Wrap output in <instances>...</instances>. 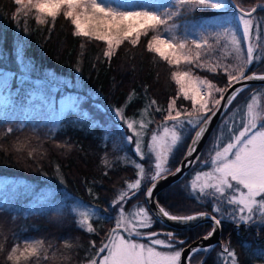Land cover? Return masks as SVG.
<instances>
[{"label":"snow or ice","instance_id":"6c2138e0","mask_svg":"<svg viewBox=\"0 0 264 264\" xmlns=\"http://www.w3.org/2000/svg\"><path fill=\"white\" fill-rule=\"evenodd\" d=\"M13 2L15 8L11 18L21 31H29L27 23L31 19L39 26H47L50 33L57 19L62 18L71 27L72 35L80 38L81 56L88 45L98 42L102 45V57L109 64L122 45H143L146 52L168 66L171 79L178 86L174 94L168 97L166 107L160 106L155 99H146L138 117L137 114L126 115L129 104L138 98L135 93L129 94L123 106L112 108V116L122 142L135 156V159L129 161L136 170L135 179L126 180L114 198L106 201L105 207L88 205L84 211L79 212V219L75 221L77 228L88 234L99 236L95 224L103 220L113 222L98 247L96 240L89 241V247L95 249V255L88 259L87 264H191L197 253H208L215 247L213 243L205 246L200 242L193 247L174 231L150 230L158 221L167 220L177 225H190L197 220L211 221L210 229L200 238L202 241H211L213 236L223 231L226 222L237 228L242 224L250 226L264 222V105L259 104L261 94L250 89L247 83L264 81V72L258 74L248 71L264 55V43L260 42L264 40V27H261L259 21L253 23L256 7L245 10L235 0ZM197 7L223 13L216 22V28H202L198 31V37L191 34L183 20ZM259 7L264 8V5ZM229 8L234 11L229 13ZM233 22L239 25L238 38L235 36L236 30L231 27ZM222 34L233 35V43L238 45L247 42L246 46L237 49L242 63L236 67L210 62L208 59L215 51L213 45L219 43L218 37ZM253 41H257L255 46ZM14 51L17 58L23 60V45L18 43ZM96 59H100V55ZM30 70L28 65L22 69L25 73ZM196 70L225 75L226 85L219 87L208 76L194 74ZM10 80L17 81L14 89L10 87ZM30 82L37 86L41 83L32 81L27 74L17 77L13 72L0 71V119L8 123L9 113L16 114L17 110L27 113L29 106L46 108L52 117V124L44 139L51 141L56 148L72 151V143L56 141L55 136L57 129H62L65 115L80 110L76 98L68 96L62 99L58 110L54 94L59 88L56 86L52 89V96L45 97L29 90L21 98V89ZM246 90L250 93L249 102L237 119V113L231 109ZM155 113L161 114L159 123ZM145 114H150L151 118ZM218 114L222 120L218 125L216 140L207 157L202 158L203 153L199 151L201 142L210 133L213 120ZM92 126H96L95 122ZM14 131L13 127H7L8 134ZM108 139L107 135L103 137L105 145ZM185 139L188 141L186 150L177 158L176 150ZM113 150L121 151L120 145L113 144ZM28 155L31 157L32 152ZM173 159L176 161L174 171L168 166ZM124 160V156L110 160L105 150L101 161L106 169L103 175L108 176L109 171ZM196 164L201 165V170L196 173L187 194L201 205L210 206L211 211L173 214L160 203L158 185L169 176H182L186 169ZM56 172L62 176L59 165L56 166ZM60 183H64L63 179ZM88 191L98 199L92 188ZM7 193V188L0 190V212L11 204ZM140 197H143L144 203H139ZM45 199L47 197L42 196L39 203ZM134 201L137 202L135 205ZM31 207L36 210L35 205ZM72 210L76 211L75 208ZM43 245L41 239L15 243L7 251V264H20L21 257L27 260L37 256L38 249ZM64 246L73 247L69 240L64 241ZM3 250L0 245V251ZM218 255L222 258V264H239L237 253L230 244L221 243ZM200 264H205V261L201 260Z\"/></svg>","mask_w":264,"mask_h":264},{"label":"trees","instance_id":"16d2710c","mask_svg":"<svg viewBox=\"0 0 264 264\" xmlns=\"http://www.w3.org/2000/svg\"><path fill=\"white\" fill-rule=\"evenodd\" d=\"M235 3L249 10L264 4V0H235ZM14 8L13 0H0V71L13 72L17 77L27 74L32 81L41 82L39 86L32 82L25 84L20 92L21 98L29 90L45 97L52 96V89L56 86L59 88L54 94L57 110L60 101L68 96L76 98L80 110L65 115L62 129H57L55 136L56 141H68L74 145L70 152L56 148L51 141L44 139L52 124V117L46 108L29 106L27 113L19 110L16 114L9 113L8 123L0 119V190L7 188L11 200V204L0 212V245L4 249L0 251V264H7V251L15 243L32 239H41L44 245L38 249L37 256L27 260L21 257L20 264H76L81 258L78 249L83 251V248L77 245L65 247L60 231L62 225H68L70 219L74 225L76 223V215L73 214L75 211L69 201L75 196L103 208L106 201L114 198L117 190L124 186L126 180L135 177L136 170L129 163L135 156L128 146L123 145L112 116V108L123 106L130 93H135L138 98L127 107V116H138L139 110L149 98L166 107L168 97L174 94L176 87L166 70L169 69L168 66L158 57L146 52L143 45H140L141 48L122 45L110 64L102 57L101 47L93 44L88 45L81 56L80 38L72 35L71 27L62 18L57 19L50 33L47 26H39L29 19V31L26 33L18 29L11 18ZM211 11L214 12V9ZM233 11L232 8L228 9L229 13ZM206 12V9L197 7L184 18H195ZM219 12L220 15L223 14ZM253 16L264 27V8L258 9ZM234 24L235 22L232 24L235 28ZM18 43L24 47L23 60H19L14 51ZM97 55H100V59H96ZM24 65H28L31 70L27 73L22 71ZM77 68L80 70L77 71ZM248 71L264 72V55ZM51 72L60 77L61 81H52ZM218 76L220 75H213L212 78ZM208 77L211 78V75ZM220 78L215 81L224 87L225 76ZM68 81L76 84H67ZM16 84V80H10L11 88L14 89ZM263 88L250 86L255 92ZM249 95V90L242 93L231 111L246 101ZM154 115L156 121L161 119L160 113ZM94 122L96 126H92ZM218 125L206 141L202 158L207 157L216 140ZM9 126L15 129L12 134L7 133ZM105 135L109 138L106 145L103 140ZM183 143L176 150L177 158L184 153L187 139L184 145ZM113 144H119L121 151L115 152ZM105 150L110 160L118 156L125 157L124 162L109 171L108 176L103 175L106 169L101 162ZM30 151L31 157L28 155ZM175 164L173 159L168 166L173 169ZM57 165L60 166L62 176L56 172ZM200 167V164H196L187 177L159 193L160 203L173 214L211 211L210 206L201 205L187 194L188 179L192 173L201 170ZM61 179L63 184L60 183ZM89 188H92L98 199L89 194ZM42 196L47 199L39 203ZM32 205L36 206L35 211ZM25 212L29 214L24 215ZM111 223L112 221L103 220L95 224L99 236L86 232L81 235L77 231L71 233V238L78 241H98L105 231L104 225L109 228ZM232 225L234 224L229 222L224 224L221 239L224 245L230 244L236 251L239 264H264V222L250 226L242 224L239 228ZM201 226L203 228L191 231L194 236L200 230L205 233L209 224ZM70 232L73 230L70 229ZM104 238L106 235L102 237ZM187 239H191L190 233ZM220 251L221 247L216 244L208 253H197L191 262L200 264L204 260L205 264H222V258L218 255ZM59 255L62 257L60 261Z\"/></svg>","mask_w":264,"mask_h":264},{"label":"rangeland","instance_id":"374dc122","mask_svg":"<svg viewBox=\"0 0 264 264\" xmlns=\"http://www.w3.org/2000/svg\"><path fill=\"white\" fill-rule=\"evenodd\" d=\"M206 11H207L206 13H200V15L198 17H195V18L186 17V18L183 19L184 23H186L188 28L191 30V34L193 36H197L198 37V31L200 29H202V28L207 27V28L213 29V28L217 27V23L216 22H217V20H218V18L220 16V12H219L220 10H215L214 9V12H212L211 9H206ZM253 23L254 24L257 23V18L256 17L253 20ZM234 25H235V28H234L233 25L231 27L236 30L235 31V36L238 38L239 35H240V33H239V25H237V24H234ZM233 39H234V37L231 34H222L221 36H219L218 37L219 43L213 45V48L215 49V51L212 53V55L209 56V58H208L209 61L210 62H219L221 64H225L226 63V64H229L231 67H236L238 64L242 63V57L237 55V49L239 47L246 46L247 42L246 41L245 42H241V44L238 45V44L233 43ZM260 42L264 43V40H262ZM256 43H257V41H253L254 46H255ZM92 44L96 45L97 47H102V45L99 44L98 42H93ZM220 45H227V47H221ZM139 47L141 48L142 46H139ZM258 51H259V49H258ZM166 70L170 73L169 69L166 68ZM194 74H198V75H201V76L211 75V78H209V77L208 78L212 79L217 85H218V83L215 81V79L222 77V74H216V73H211L210 74V73H207V72H204V71H201V70H196ZM213 75H220V76L212 78ZM169 76L171 78V73H170ZM50 78L54 82L55 81L56 82L61 81V78L58 77L57 75H55L53 72H51ZM225 79H226V76H225ZM67 84H74L75 85L76 83L74 81H68ZM218 86L222 87L221 85H218ZM175 87L177 88L178 86L175 85ZM257 93L261 94V96L259 98V104L264 105V89L258 90ZM248 102H249V98L246 101H244L243 103H241L238 107H236L232 111V112H236L237 113V115H236L237 119H239L240 114L246 109V105H247ZM177 103L179 104L180 101H178ZM145 115H146L147 118H151V116L149 114H145ZM160 120L157 121V123H159ZM184 144H185V141H184L183 145ZM123 145L125 147H127L126 144L123 143ZM145 167L147 168L148 166L145 165ZM196 173L194 172V173H192L190 175V177L188 179L189 180V185L191 184V182L193 180H195ZM133 179H135V177ZM201 179H203V178H201ZM120 189L121 188H119L117 190L116 194L118 193V191ZM73 197H74L73 200L69 201V202L72 204V209L73 208L76 209V211L73 213V214L76 215V219H75V221H76V220L79 219V212L84 211L86 206L95 205V204H91V203H89L87 201H84L82 199H79V198H77L75 196H73ZM133 203L135 205V203H137V202L134 201ZM129 210H131V206H130ZM68 219H66V220H68ZM93 220H95V217H93ZM112 226H113V222L110 224L109 228L105 227V225H104L105 231L99 237V240L97 241V247L100 245L102 237L104 235H106V233L112 228ZM70 229L73 230V232H70ZM60 231H61V233H62V235L64 237L63 240H62L63 244H64L65 240H69L72 245H77V246L83 248V251L78 249V251H79V253L81 255V258L78 260V262L76 264H87L88 259L95 255V253H94L95 249H91L89 247V241L90 240L89 239H81L80 241H78V240H75V239L71 238L72 237L71 233H75V232L78 231L81 235H84L85 232L80 230V229H78L76 223L74 225L73 221L71 219H70V222L68 223V225L67 224H66V226L64 224L62 225V228H61ZM143 242L147 243V241H143ZM58 258H59V261H60L62 259L61 255H59Z\"/></svg>","mask_w":264,"mask_h":264},{"label":"water","instance_id":"95a60500","mask_svg":"<svg viewBox=\"0 0 264 264\" xmlns=\"http://www.w3.org/2000/svg\"><path fill=\"white\" fill-rule=\"evenodd\" d=\"M260 5H264V4H260ZM258 9H261L262 7H259V5H256L255 6ZM258 73V72H257ZM259 74V73H258ZM249 84V86H253V85H258V86H263L264 85V81H258V80H254V81H249L247 82ZM222 119V117H220V115L218 114V117L217 118H214L213 120V123H212V126H211V130H210V133L207 134L204 138V140L201 142V145H200V148H199V151H202L203 149V146L205 144V142L207 141L209 135L211 134V132L213 131V129L217 126V124L219 123V121ZM192 168V167H191ZM186 169L184 171V173L182 174V176L180 177H174V176H169L167 180H162L160 182V184L158 185V192H160L162 189L180 181L181 179H183L188 171L191 169ZM175 169V168H174ZM173 169V171H174ZM162 224L166 225V226H169V227H172V228H175V229H178V230H184V229H188V228H191V227H194L196 226L197 224H200V223H210L211 224V221H208V220H197V221H194L192 222L190 225H177L175 224L174 222H171V221H163L161 222ZM201 237L193 240L190 244L188 245H191V246H195V244L197 242H200V243H203L205 246L208 244V243H213V244H216V243H221V240H220V232H218L215 236L212 237L211 241H202L200 240ZM187 247V246H186ZM184 255L186 256L187 253L185 252Z\"/></svg>","mask_w":264,"mask_h":264},{"label":"flooded vegetation","instance_id":"af4514ba","mask_svg":"<svg viewBox=\"0 0 264 264\" xmlns=\"http://www.w3.org/2000/svg\"><path fill=\"white\" fill-rule=\"evenodd\" d=\"M139 203H144V200H143V197H140V199H139ZM200 212V211H199ZM203 224H205V223H203ZM202 224H197L196 226H194V227H191V228H188V229H184V230H178V229H175V228H172V227H169V226H166V225H163L162 223H160V222H157V223H155L154 225H153V227H152V229H150V230H152V231H159V230H163V231H174L178 236H179V238H181V239H185V240H187L188 241V237H189V233H190V235H191V239H189V241H188V244H190L193 240H195V239H197V238H199V237H202L209 229H210V224H209V229L205 232V233H201L202 232V230H200L199 231V234H196V236H194L193 234H192V230L193 229H195V228H198V227H200V228H203L202 226H201ZM229 225V224H228ZM231 225V224H230ZM233 226H235V225H232V227ZM231 227V228H232ZM204 228H207V226L206 227H204ZM227 229H229V227L227 228ZM195 237V238H194ZM194 238V239H193ZM220 238H222V232L220 233ZM222 240V239H221ZM187 246V245H186ZM185 246V247H186ZM219 247H221V244H219ZM95 253V252H94ZM93 253V254H94ZM191 264H192V262H191Z\"/></svg>","mask_w":264,"mask_h":264}]
</instances>
